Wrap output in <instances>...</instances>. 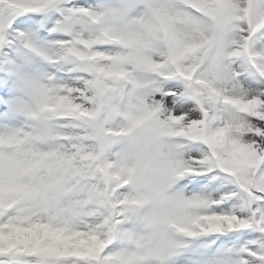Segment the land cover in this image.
<instances>
[{
  "label": "snow or ice",
  "instance_id": "obj_1",
  "mask_svg": "<svg viewBox=\"0 0 264 264\" xmlns=\"http://www.w3.org/2000/svg\"><path fill=\"white\" fill-rule=\"evenodd\" d=\"M0 264H264V0H0Z\"/></svg>",
  "mask_w": 264,
  "mask_h": 264
},
{
  "label": "clouds",
  "instance_id": "obj_2",
  "mask_svg": "<svg viewBox=\"0 0 264 264\" xmlns=\"http://www.w3.org/2000/svg\"><path fill=\"white\" fill-rule=\"evenodd\" d=\"M119 151L124 152L130 162L138 163V180L140 185L147 190L161 191L165 184V166L170 149L166 144L154 140L150 134L133 139L120 145ZM170 207V202L163 195L153 199L146 209L145 215L152 216ZM140 231L150 237L149 242L153 245L163 244L162 234L152 235L141 226Z\"/></svg>",
  "mask_w": 264,
  "mask_h": 264
},
{
  "label": "rangeland",
  "instance_id": "obj_3",
  "mask_svg": "<svg viewBox=\"0 0 264 264\" xmlns=\"http://www.w3.org/2000/svg\"><path fill=\"white\" fill-rule=\"evenodd\" d=\"M119 148H120V145L117 144V145L113 146V148H112L111 151H112L113 153L118 152V151H119Z\"/></svg>",
  "mask_w": 264,
  "mask_h": 264
}]
</instances>
